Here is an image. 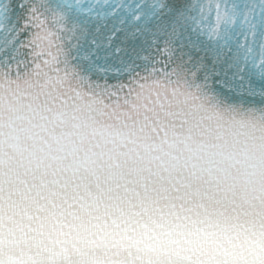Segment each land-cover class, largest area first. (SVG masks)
Wrapping results in <instances>:
<instances>
[{
  "label": "snow or ice",
  "instance_id": "snow-or-ice-1",
  "mask_svg": "<svg viewBox=\"0 0 264 264\" xmlns=\"http://www.w3.org/2000/svg\"><path fill=\"white\" fill-rule=\"evenodd\" d=\"M0 264H264V0H0Z\"/></svg>",
  "mask_w": 264,
  "mask_h": 264
}]
</instances>
